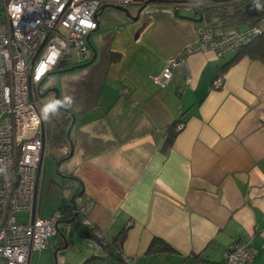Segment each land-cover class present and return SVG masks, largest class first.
I'll use <instances>...</instances> for the list:
<instances>
[{"label": "crops", "instance_id": "obj_1", "mask_svg": "<svg viewBox=\"0 0 264 264\" xmlns=\"http://www.w3.org/2000/svg\"><path fill=\"white\" fill-rule=\"evenodd\" d=\"M126 8L134 17L136 7ZM163 8L170 14V7ZM110 9L99 11L98 28L88 37V61L93 49L94 59L81 62L87 64L63 89L61 106L74 114L69 139L70 115H42L36 214L47 218L80 201L91 225L80 235L65 217L46 248L31 252L28 264H216L235 240L255 250L251 264H264V63L247 56L230 63L235 51L222 57L196 51L160 88L152 76L169 56L194 44L208 20L197 25L178 17L170 33L129 34L122 25L134 19L120 10L114 9L122 15H106L101 22ZM155 22L146 23L148 29ZM226 64L218 87L214 80ZM178 121L183 127L163 151ZM122 231L121 256L91 257L90 240L102 233L112 241ZM153 238L170 248L151 250ZM79 240L83 248L75 252Z\"/></svg>", "mask_w": 264, "mask_h": 264}, {"label": "built area", "instance_id": "obj_2", "mask_svg": "<svg viewBox=\"0 0 264 264\" xmlns=\"http://www.w3.org/2000/svg\"><path fill=\"white\" fill-rule=\"evenodd\" d=\"M145 1V0H144ZM142 0H2L0 16V259L5 264H28L32 251L46 248L48 239L58 230L63 218L60 210L47 218L37 216V199L42 175L44 141L41 115L30 89L53 70L62 53L74 52L76 63L89 57L87 38L98 28L97 14L102 5L126 7ZM143 2V3H142ZM184 3L186 0H171ZM175 7H179L176 4ZM185 8L196 12L199 6ZM264 32V19L245 29L231 28L221 37L210 25L197 31V41L183 51L169 56L153 82L164 87L172 71L187 66L186 56L210 50L216 57L237 51L243 42ZM222 86V77L214 80ZM35 92V91H34ZM183 127L178 122L175 129ZM23 212L18 221L15 214ZM81 225L90 226L85 205L78 201L73 208ZM106 237L90 240L91 257L106 256ZM255 250L248 241L235 240L216 264H251ZM126 262H129L127 259ZM206 264V263H201Z\"/></svg>", "mask_w": 264, "mask_h": 264}, {"label": "rangeland", "instance_id": "obj_3", "mask_svg": "<svg viewBox=\"0 0 264 264\" xmlns=\"http://www.w3.org/2000/svg\"><path fill=\"white\" fill-rule=\"evenodd\" d=\"M176 4H179V7H175ZM214 4H215V2H213L211 0H187L184 3L154 2V3L150 4L152 6L149 10H147L145 12L146 14H144V15L140 14L136 19H134V21L128 20L124 25H122V26H124L122 28V31H124L125 33H129V34L131 32L133 33L136 31H139V32L146 31L145 35L151 34V33L156 32V31L163 33V31H161V30H164V32L166 31L167 33H170L171 31L174 30V27H175L174 22L179 19L178 17H189V18L194 17V14H195L194 11L185 8L188 5H195V6L197 5L199 7H201V6L205 7L203 9L204 20L207 19L205 16H209L212 19V21H214L215 17H216L215 14H217L219 12L218 9L220 8L219 6L214 5ZM261 4H264V0H261ZM131 5L136 7V11L134 12V15H136L138 8L140 7L141 4L133 3ZM164 6L170 7L169 8L170 12H168L170 14H167L165 11H163ZM2 10H3V3H2V0H0V16H2L1 15ZM175 10L178 13L177 16L174 15ZM113 14L116 16L122 15L119 11L114 10V9H110L109 12H107V10H105L103 12V14L101 15V22L102 23L104 22V18H103L104 16H106V15L114 16ZM118 17H121V16H118ZM112 19H115V18H110V20H112ZM155 19H157L158 20L157 22H159V23L148 29L149 26L147 24H149L151 22H155L154 21ZM157 22H155V23H157ZM210 22L211 21H208L207 24L210 25ZM155 23H153V25ZM203 23H206V21H203L201 23H197V25H201ZM118 27H120V26H118ZM112 30H114V29H112ZM96 36H98V35H96V33L92 34L90 36V40H91V43L94 46V48H95V46H97L96 45V39H95ZM108 40H109V37L103 38L102 45L106 47L108 45ZM89 53H90V49H89ZM78 64H80V63H76L74 52L71 49L64 51L62 53L57 65H56V67L49 73V75L46 77V79L42 83V86H41L42 89H45L48 87L58 88V90H59L58 91V105L63 104L62 97H63L64 87L66 85H68L69 83H71L73 78L78 76V75H76V73L80 72L82 70V67L75 68L73 70L62 72L59 74L54 73V71L64 69V68L69 67V66L78 65ZM81 64H83V63H81ZM160 88H162V87H160ZM36 96H37V94H36ZM64 97H65V94H64ZM49 101L52 102L53 98H45L43 100H40V99H38V96H37L36 105H37L38 110L41 113H43V115L45 114L47 102H49ZM50 105H51L50 106L51 111L54 112L53 108H57V106H55V104H54V101L52 102V104L50 103ZM49 162H50V156H48V151H46V166L47 167L49 165ZM15 216L17 217L18 221H20V219H22L24 217V213L23 212H17L15 214ZM80 217H82V216H80ZM75 248H76V250H75ZM75 248L73 247V250L75 252H78V250H80V248H83V244H82V242H80V240L78 241L77 246Z\"/></svg>", "mask_w": 264, "mask_h": 264}, {"label": "trees", "instance_id": "obj_4", "mask_svg": "<svg viewBox=\"0 0 264 264\" xmlns=\"http://www.w3.org/2000/svg\"><path fill=\"white\" fill-rule=\"evenodd\" d=\"M211 1L215 2L214 5L220 7L218 9L219 12L215 14L216 17L214 21H212V19L209 16H205V17L207 18L206 20L212 22V23L210 22L211 23L210 26L214 29L215 35L217 37H221L231 28L235 27L238 29H245L248 26L254 25L260 22L262 19H264V4H261V0H257L259 6H257V13L254 16H248L245 13V6L247 5V3L251 2L250 0H211ZM204 8L205 7L202 6L199 7V10H197L195 13L197 15L199 14L202 15L203 19H204V14H203ZM216 27L217 29H221V30L216 32ZM235 52H236V56L233 58V60L230 63L238 59L239 56H247L251 59H257L260 60L262 63H264V32H262L260 35L250 38L246 42H243ZM227 65L228 64H226L222 69L219 70L218 76H221V74H223L225 67ZM178 122L172 125L173 130L170 129L168 136L165 138L162 146L163 151H166L171 147L175 134L178 131L176 129L174 130V126ZM54 133L55 132L53 131V135L55 136L56 134ZM59 210L63 218L66 217V215H69V211H67L63 206L60 207ZM123 238H124V232L122 231V234L120 236H117L112 241H108V246L106 247V251L108 252L109 255L114 254L116 256H121L120 252H121V245ZM149 247L151 250H154L157 247H159L160 249L170 248L168 244L158 240L157 238L152 239V242Z\"/></svg>", "mask_w": 264, "mask_h": 264}, {"label": "water", "instance_id": "obj_5", "mask_svg": "<svg viewBox=\"0 0 264 264\" xmlns=\"http://www.w3.org/2000/svg\"><path fill=\"white\" fill-rule=\"evenodd\" d=\"M170 1L171 0H145L144 3H143V5L145 6L146 4L152 3V2H170ZM143 5H141V6H143ZM257 6H258V1L257 0H254V1H251V2L247 3V5L245 6V13H246V15H248V16H254L257 13ZM105 7H111V8L120 10L123 13L129 15L128 10H127L126 7L119 6V5H102V6H100V10H103ZM140 10H141V7L139 8V11ZM138 12L136 13V15H134V17L133 16H130V15H129V17L131 19H136L139 16ZM174 15H176V16L178 15V13H177L176 10L174 11ZM184 18H189V17H184ZM190 19H193V20H195L197 22H201L203 20V17H202V15L199 14L198 17H193V18H190ZM87 43H88V46H90V43H89V39L88 38H87ZM94 52H95V50L93 49V55H92L91 59L87 63L91 62L94 59V57H95V53ZM87 63L69 66V67H66L64 69H60V70L54 71V73L59 74V73H62V72H66V71L73 70L75 68H80V67L85 66ZM46 77H44L34 87V91L36 92V94L39 97H42L45 93H47L49 91L53 92L54 93V103H55V105L58 108L62 109L63 111L67 112L72 117L71 123H70V125H69V127H68V129L66 131V135H67V137L69 139L70 129H71L73 123H74V114H73V112L71 110H68L66 108L64 109V107H62L61 105H58V88H56V87H48L42 93H39L40 92L39 90H40L41 84L46 79ZM32 97H33V91H32V89H30L29 99L32 100ZM43 130H44V127H43V123H42L41 124V136H42V140L44 141V131ZM71 150L72 149L70 147V152L68 153V156H70ZM71 204H72V202H71ZM76 216H77V213H73L68 219H65L64 222L65 223H68V224H71L72 225V228L74 230H76L78 232V234L82 235L86 231H88L89 227L88 226H85V225H81V223H80L81 220L78 219V218H76ZM65 243H66V241H65Z\"/></svg>", "mask_w": 264, "mask_h": 264}, {"label": "flooded vegetation", "instance_id": "obj_6", "mask_svg": "<svg viewBox=\"0 0 264 264\" xmlns=\"http://www.w3.org/2000/svg\"><path fill=\"white\" fill-rule=\"evenodd\" d=\"M250 1H254V0H250ZM141 7V10L139 11V8ZM140 7L138 8V14H140L142 11H143V9H144V5L143 6H141L140 5ZM41 86H42V84H41ZM46 89V88H45ZM45 89H42L41 87H40V92L39 93H42ZM38 96V95H37ZM37 96H36V92H34L33 91V97H32V101H35V103H36V99H37ZM45 98H53V101H54V93L53 92H51V91H49V92H47V93H45L42 97H39L38 96V99H40V100H43V99H45ZM52 101V102H53ZM52 102L51 101H49V102H47V106H46V110H49V111H51V105H50V103L52 104ZM55 104V103H54ZM56 106V105H55ZM36 107H37V105H36ZM38 109V108H37ZM54 109V112L55 113H58V112H62V109H60V108H53ZM39 111V110H38ZM40 112V111H39ZM65 114H68L67 112H65V111H63ZM40 115H41V120H42V115H43V113H41L40 112ZM69 115V114H68ZM53 122H54V125L55 126H58L59 124H58V119H55V118H53ZM41 124H42V122H41ZM70 125V124H69ZM69 125H68V127H69ZM68 127H67V129H68ZM72 128V127H71ZM67 131V130H66ZM70 131H71V129H70ZM76 202H78V201H72V204L70 203V204H68V205H65V206H63L67 211H69V215H66V218L68 219L73 213H76V212H73V208L75 207V204H76ZM80 216H79V214L77 213V216H76V218H78V219H80L81 220V217L79 218ZM65 218V217H64ZM64 218H62L61 219V221L62 220H64ZM65 218V219H66Z\"/></svg>", "mask_w": 264, "mask_h": 264}]
</instances>
